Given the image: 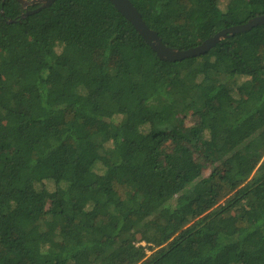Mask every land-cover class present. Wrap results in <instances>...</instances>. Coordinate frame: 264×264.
Masks as SVG:
<instances>
[{
    "label": "trees",
    "instance_id": "1",
    "mask_svg": "<svg viewBox=\"0 0 264 264\" xmlns=\"http://www.w3.org/2000/svg\"><path fill=\"white\" fill-rule=\"evenodd\" d=\"M130 1L181 51L264 15ZM26 11L0 0V264H264V26L169 63L108 0Z\"/></svg>",
    "mask_w": 264,
    "mask_h": 264
},
{
    "label": "water",
    "instance_id": "2",
    "mask_svg": "<svg viewBox=\"0 0 264 264\" xmlns=\"http://www.w3.org/2000/svg\"><path fill=\"white\" fill-rule=\"evenodd\" d=\"M19 2L25 10L22 19H26L29 15L36 14L43 9L53 6L58 0H15ZM115 9L127 19L138 32V34L147 42L149 47L157 54V57L164 62L176 63L186 59L197 58L208 54L212 49L219 45L222 41L227 40L236 35L250 32L254 28L264 26V15L251 19L247 24L227 28L216 33L211 38L205 40L200 45L186 51L170 48L166 46L159 36L158 32L150 29L143 20L142 15L130 0H108ZM37 8L30 11V7ZM2 14L4 15L3 11ZM10 21L9 23H14Z\"/></svg>",
    "mask_w": 264,
    "mask_h": 264
},
{
    "label": "rangeland",
    "instance_id": "3",
    "mask_svg": "<svg viewBox=\"0 0 264 264\" xmlns=\"http://www.w3.org/2000/svg\"><path fill=\"white\" fill-rule=\"evenodd\" d=\"M214 1H217V0H214ZM221 7H222V6H221ZM211 172H212V168L209 166V167H208V170L205 171V176H206V177L209 176Z\"/></svg>",
    "mask_w": 264,
    "mask_h": 264
}]
</instances>
